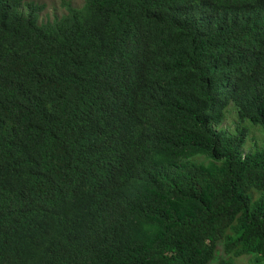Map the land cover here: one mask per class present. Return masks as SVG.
Here are the masks:
<instances>
[{
    "label": "trees",
    "instance_id": "trees-1",
    "mask_svg": "<svg viewBox=\"0 0 264 264\" xmlns=\"http://www.w3.org/2000/svg\"><path fill=\"white\" fill-rule=\"evenodd\" d=\"M62 4L0 0V264H264V0Z\"/></svg>",
    "mask_w": 264,
    "mask_h": 264
},
{
    "label": "rangeland",
    "instance_id": "rangeland-1",
    "mask_svg": "<svg viewBox=\"0 0 264 264\" xmlns=\"http://www.w3.org/2000/svg\"><path fill=\"white\" fill-rule=\"evenodd\" d=\"M63 1L67 0H38L39 3H42L45 5V8L43 12H41V19L46 20V19H52L54 16H60L63 13H65V8L62 4ZM70 1L73 5L75 6H81L83 4V0H68ZM232 106L229 105L228 109H230V112L227 114V118L224 123V127H227L226 125L231 124L233 118H235V111L231 110ZM254 135L256 137V141L259 143L261 142V133L259 131H254L249 134V137L247 138V144L251 143L254 141L251 139V136ZM247 260L246 257L240 259V261L236 262L241 264L244 263Z\"/></svg>",
    "mask_w": 264,
    "mask_h": 264
}]
</instances>
